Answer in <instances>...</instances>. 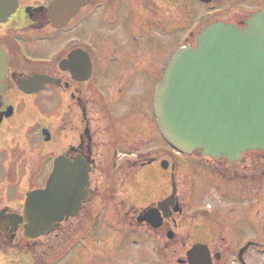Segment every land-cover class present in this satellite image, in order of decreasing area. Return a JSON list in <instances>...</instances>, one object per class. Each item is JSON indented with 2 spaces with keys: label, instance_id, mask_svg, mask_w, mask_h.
<instances>
[{
  "label": "flooded vegetation",
  "instance_id": "af4514ba",
  "mask_svg": "<svg viewBox=\"0 0 264 264\" xmlns=\"http://www.w3.org/2000/svg\"><path fill=\"white\" fill-rule=\"evenodd\" d=\"M54 2L17 0L16 12L7 17L12 0H0V172L9 187L21 186L12 178L15 173L32 185L24 200L9 202L1 198L7 190L0 193V254L7 264H46L44 239L65 237L73 228L86 232V224L103 215L125 224L129 235L176 256L154 264H191L189 252L196 245L208 246L198 254L209 255L211 264H244L239 259L243 246L227 243L241 228L234 208L231 221L219 211L223 218L212 226H188L187 220L204 218L189 213L192 188L187 202L177 192L179 212L172 207L160 215L145 211L155 203L138 208L128 195V187L152 163L167 161L187 184L199 172L198 161L204 159L191 156L179 163L171 153L152 103L170 58L184 45H195L204 30L202 19L189 21L179 5V12L171 13L166 7L171 0H94L58 28L50 18ZM234 23L241 27L244 21ZM194 25L200 31L190 35ZM57 159L88 169L91 197L53 235L29 241L23 233L26 221L16 222L25 215L27 194L46 187ZM214 226H231L232 235L210 234ZM253 251L247 250V264Z\"/></svg>",
  "mask_w": 264,
  "mask_h": 264
},
{
  "label": "water",
  "instance_id": "95a60500",
  "mask_svg": "<svg viewBox=\"0 0 264 264\" xmlns=\"http://www.w3.org/2000/svg\"><path fill=\"white\" fill-rule=\"evenodd\" d=\"M12 1L9 16L16 9ZM67 7L75 8L72 0H58L51 15L60 18ZM197 40V48L180 50L166 70L156 98L158 122L178 150L237 163L242 154L264 150V12L245 29L214 23ZM87 181L86 171L57 165L47 189L28 197L26 236L53 232L55 223L74 214Z\"/></svg>",
  "mask_w": 264,
  "mask_h": 264
},
{
  "label": "rangeland",
  "instance_id": "374dc122",
  "mask_svg": "<svg viewBox=\"0 0 264 264\" xmlns=\"http://www.w3.org/2000/svg\"><path fill=\"white\" fill-rule=\"evenodd\" d=\"M177 4L187 10L189 21L193 17H201L204 21L203 26L214 23V21L241 22L256 12L264 11V0H218L217 3L216 1L213 3V10L210 6L199 3L198 0H182L180 3L177 0H172L166 7L170 8L171 13L179 12ZM197 31L200 30H195L196 35ZM152 147L155 149L158 146L153 144ZM172 153L179 163L184 160L183 157ZM140 156L139 154L133 156V159L138 160ZM243 160V162L234 165L226 160H221L223 162L205 159L198 161L199 172L193 183L187 184L189 181L182 173L176 175L178 194L187 202L190 195L188 192L195 183L197 191L195 192L196 196L191 195L189 213L196 211L201 213L204 218L199 220V217H193L191 218L192 223L187 220L188 226L195 223L204 224L207 227L212 226L214 219H220L222 216L219 215V211L224 212L223 217H230L229 220L231 221L230 213L232 212L229 209L234 208L241 228L239 234L235 236V241L227 242L228 245H234V248L235 245L242 247L249 241L254 246H264V151L248 153L243 157ZM173 175L171 169L169 171L164 170L160 163H152L139 174L135 186L128 187V195L138 208H146L151 204L159 203L171 196ZM2 177L4 175L0 172V180ZM12 178L20 179L17 181L21 183L22 190L20 187H11L8 195L1 197L9 202L18 199L21 192L25 193L32 186L28 178L23 177L22 173L20 177L16 176L15 173ZM1 191L0 193H5L4 187ZM227 191L236 192L229 194ZM98 194L102 198L105 197L103 192L99 191ZM90 206H93V203ZM93 211L92 213L96 216V210ZM237 217L236 219H238ZM94 220L86 224L88 228L90 225L93 226L86 239L81 240L75 249L58 264H154L160 261V256L162 261L166 255L170 261L171 258L176 257L172 255L170 250H160L158 253L161 255L158 256L154 252V248L157 246H153L152 242L145 243L139 235H129L125 224L122 227L118 226V223L107 218L106 215H103L97 224L94 223ZM184 226L187 227V225ZM230 230L231 226H225L224 230L214 226L213 233L210 231V234L228 237V235H232ZM77 235L79 233H76V229L73 228V231L65 237L57 239L53 236L51 239H44L43 247L49 250L48 253L45 251L46 264L52 262L53 259L58 260L67 252L75 241L73 238ZM230 239L234 240L233 236ZM259 249L261 247L256 246L249 255L252 264H264V255L258 252ZM231 262L232 260L229 264H234ZM161 264L164 263L161 262Z\"/></svg>",
  "mask_w": 264,
  "mask_h": 264
}]
</instances>
